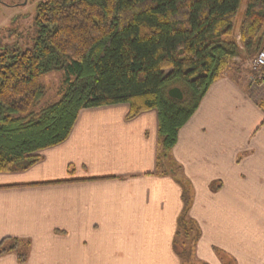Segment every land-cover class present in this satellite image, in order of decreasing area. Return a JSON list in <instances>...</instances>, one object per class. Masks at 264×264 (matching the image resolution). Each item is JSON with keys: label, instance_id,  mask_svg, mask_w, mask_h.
<instances>
[{"label": "crops", "instance_id": "1", "mask_svg": "<svg viewBox=\"0 0 264 264\" xmlns=\"http://www.w3.org/2000/svg\"><path fill=\"white\" fill-rule=\"evenodd\" d=\"M234 63L179 130L171 158L192 190L196 258L264 264V84L248 60ZM127 112L83 109L37 163L0 174V241L30 243L24 263L6 253L0 264H179L182 190L156 170L157 114Z\"/></svg>", "mask_w": 264, "mask_h": 264}, {"label": "trees", "instance_id": "2", "mask_svg": "<svg viewBox=\"0 0 264 264\" xmlns=\"http://www.w3.org/2000/svg\"><path fill=\"white\" fill-rule=\"evenodd\" d=\"M35 28L29 49L0 52V174L37 163L69 136L83 109L126 104V119L154 110L156 170L166 167L157 173L182 190L173 251L179 264H206L195 254L201 232L189 216L192 190L171 150L230 62L264 46V0H44ZM53 72L63 75L58 100L35 110L46 95L41 77ZM172 88L181 101L168 96ZM29 247L7 237L0 256L24 263Z\"/></svg>", "mask_w": 264, "mask_h": 264}, {"label": "rangeland", "instance_id": "3", "mask_svg": "<svg viewBox=\"0 0 264 264\" xmlns=\"http://www.w3.org/2000/svg\"><path fill=\"white\" fill-rule=\"evenodd\" d=\"M42 1L44 0H0V52L2 50H19L22 52L32 46L36 34L35 9ZM242 9L243 5L241 6ZM253 59L254 57L249 59L235 58L224 72L239 60L242 62L248 60L250 64H247H249V68H252ZM62 76L60 72H53L41 77V83L46 88V95L35 110L58 100L57 93L63 81ZM258 79L260 80L259 76ZM249 94L259 95L254 91L253 93L249 91ZM262 102L261 99L256 102L260 109L264 107ZM181 241L182 239H180Z\"/></svg>", "mask_w": 264, "mask_h": 264}, {"label": "built area", "instance_id": "4", "mask_svg": "<svg viewBox=\"0 0 264 264\" xmlns=\"http://www.w3.org/2000/svg\"><path fill=\"white\" fill-rule=\"evenodd\" d=\"M253 70L258 72L260 80L264 84V46L258 51L257 55L252 61Z\"/></svg>", "mask_w": 264, "mask_h": 264}, {"label": "water", "instance_id": "5", "mask_svg": "<svg viewBox=\"0 0 264 264\" xmlns=\"http://www.w3.org/2000/svg\"><path fill=\"white\" fill-rule=\"evenodd\" d=\"M168 96L173 99V100H176V101H181L183 96H182V93L180 92L179 89L177 88H172L168 91Z\"/></svg>", "mask_w": 264, "mask_h": 264}]
</instances>
